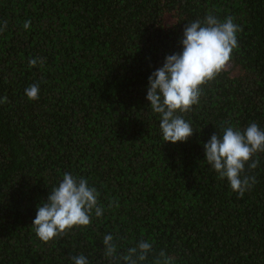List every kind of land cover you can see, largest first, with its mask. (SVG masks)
<instances>
[{"label": "trees", "instance_id": "1", "mask_svg": "<svg viewBox=\"0 0 264 264\" xmlns=\"http://www.w3.org/2000/svg\"><path fill=\"white\" fill-rule=\"evenodd\" d=\"M209 13L241 26L239 47L182 114L196 132L164 142L148 77ZM3 21L0 264H74L81 253L108 264L107 234L119 253L152 243L145 264L161 251L174 264H264V153L246 165L257 182L241 197L203 147L228 125L264 129V0H0ZM33 58L44 63L29 67ZM64 172L97 189L104 215L44 243L31 224Z\"/></svg>", "mask_w": 264, "mask_h": 264}, {"label": "clouds", "instance_id": "2", "mask_svg": "<svg viewBox=\"0 0 264 264\" xmlns=\"http://www.w3.org/2000/svg\"><path fill=\"white\" fill-rule=\"evenodd\" d=\"M31 21H25V30ZM7 28V21L0 23V33ZM240 25L228 16L223 21L209 13L203 20L187 22L180 41L182 51L165 57L162 67L148 77L146 99L152 111L160 116L159 127L164 142H187L196 132L182 114L199 104L202 86L208 84L225 68L233 50L239 47ZM41 65L44 60L33 58L29 67ZM39 86L30 85L25 95L30 101L39 99ZM7 102L4 97L0 103ZM205 161L217 173L219 179H226L232 191L243 196L257 181L255 176L245 174V168L254 170L264 153V129L257 123H250L243 130L231 125L224 127L223 134L211 135L203 144ZM99 192L84 177L64 172L58 186L50 191L46 202L37 206L32 226L37 237L47 243L63 237L68 230L77 226H89L93 215L100 218L104 208L99 203ZM112 202H109V207ZM103 255L108 264H145L153 252V244L141 240L126 252H118L113 235L103 237ZM74 264H90L84 254L73 256ZM156 264H174V258L165 252L159 253Z\"/></svg>", "mask_w": 264, "mask_h": 264}]
</instances>
